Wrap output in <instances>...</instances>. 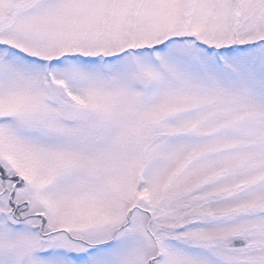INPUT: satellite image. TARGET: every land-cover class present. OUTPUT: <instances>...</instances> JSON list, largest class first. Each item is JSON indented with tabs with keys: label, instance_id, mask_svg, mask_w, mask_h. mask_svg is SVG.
<instances>
[{
	"label": "snow or ice",
	"instance_id": "6c2138e0",
	"mask_svg": "<svg viewBox=\"0 0 264 264\" xmlns=\"http://www.w3.org/2000/svg\"><path fill=\"white\" fill-rule=\"evenodd\" d=\"M0 264H264V0H0Z\"/></svg>",
	"mask_w": 264,
	"mask_h": 264
}]
</instances>
